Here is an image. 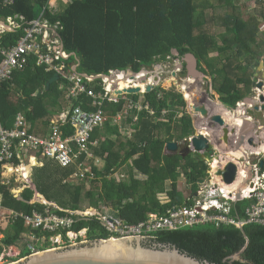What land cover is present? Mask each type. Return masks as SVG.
Segmentation results:
<instances>
[{"label":"trees","instance_id":"16d2710c","mask_svg":"<svg viewBox=\"0 0 264 264\" xmlns=\"http://www.w3.org/2000/svg\"><path fill=\"white\" fill-rule=\"evenodd\" d=\"M49 1L13 0L6 3L0 0V20L6 21L17 15L32 20L43 13L51 24L60 22L64 48L76 53L80 72L107 73L112 68L139 72L143 67L166 61L168 56L177 57L173 54L176 49L180 56L191 52L199 62L207 65L213 77V88L229 108H235L247 97L256 83L255 68L264 55V37L260 34L259 19L245 18L238 0H71L62 10H53ZM260 14L264 22V6ZM24 34V26L0 34V61L3 58L1 49L15 45ZM212 52L217 55L211 56ZM74 60V56L69 59ZM54 74V71L38 66L32 57L23 70L15 71L12 78L0 86V120L4 127H13L16 116L22 113L32 129L37 130L47 126L53 115L67 107V80L60 76L46 90V83ZM41 91L42 94L36 97ZM170 96L172 99L168 103L166 99ZM131 97L138 101L141 94H131ZM143 97V104L149 105L150 109L131 110L128 118L133 132L130 137L122 136L117 129L105 131L102 127L92 132L91 139H99L93 152L105 160L103 168L95 166L92 169L94 176L90 182L98 183L96 188L86 190L83 182L64 183V177L77 170V163L61 167L52 160H45L43 166L34 169L33 180L39 195L34 187H30L17 197L11 186L0 183L2 206L17 213L2 229L0 255L4 246L18 244L24 234L29 236L28 242L20 256L11 261L32 254L34 244L37 250L49 248L53 244L51 237L57 233H62L69 241L68 230L79 232L87 228V240L111 237L98 216L76 215L70 229L50 232L27 226L21 214L50 209L65 215L67 210H85V205L99 208L104 203L113 209L114 216L133 224L146 220L151 213L165 214L173 206L190 203L178 188L179 177L183 174L188 178L194 194L198 183L209 175L210 165L199 153L186 151L183 155L165 149L168 142L182 141L196 133L192 116L187 112L181 117L176 111L162 113V104L164 107L175 103L185 105L181 94L166 90L162 85L154 86ZM89 99L82 95L76 104L90 109ZM126 103V99L106 102L104 110L107 115H115ZM136 114L138 117L134 120ZM112 132L117 134L116 138L109 135ZM65 133L72 134L73 129L67 125ZM84 159L82 155L78 162ZM122 167H127L129 181L115 176ZM135 172L145 178L135 177ZM159 193H166L169 201L161 202ZM33 198L55 202L59 208L52 209L50 204L41 202L31 203ZM248 204L247 200L236 202L232 215L243 217ZM31 235L39 243L32 242ZM43 238L46 241L40 244ZM145 240L150 244L176 246L214 264H264V225L261 224H246L240 229L234 225L206 223L157 231ZM240 251V258H235Z\"/></svg>","mask_w":264,"mask_h":264},{"label":"built area","instance_id":"2783aa9c","mask_svg":"<svg viewBox=\"0 0 264 264\" xmlns=\"http://www.w3.org/2000/svg\"><path fill=\"white\" fill-rule=\"evenodd\" d=\"M5 2L12 3L13 0H5ZM42 15L43 13L39 18L32 20L17 15L9 17L5 22L0 21V34L23 26L25 30V34L15 45L1 49L3 58L0 61V86L10 80L15 71L23 70L32 57L36 59L38 66H44L46 71L58 73L69 82L65 94L67 107L50 118L46 129H43V126L37 130L32 129L30 121L22 113L16 116L11 128L4 127L0 120V183L11 186L13 182H17L18 186L12 187V192L17 197L19 191L31 187L34 167L43 166L45 160H52L61 167H69L77 163V170L64 177V183L76 178H92L94 173L87 161L94 157L93 147L98 144V140L91 139L92 132L97 127H104L107 121L113 125L127 122L131 110L150 109L149 105L143 104L141 98L135 101L131 97L133 93L124 91L127 88L137 87L131 80L132 77L130 78V69L112 68L107 73L98 74L80 72L78 70L80 62L76 53L68 52L64 48L59 31L60 22L51 24ZM17 18L20 21H17ZM72 56L75 60L69 61ZM121 81L127 82V87H123ZM144 84L143 93L147 83ZM82 95L90 98L87 102L90 109L84 108L81 103L76 104L80 102ZM121 99L127 100L124 109L115 115H107L104 110L106 102H119ZM150 112L154 113L153 110ZM137 117L136 114L134 120H137ZM67 125L73 129L72 134L65 133ZM191 137H188L189 141ZM82 155L85 159L78 162ZM254 155L258 157L256 160L251 159ZM223 159L227 160L226 163L229 160L237 163L238 181L233 184L225 183L223 177L216 174L218 168H214L215 159L212 158L208 162L209 175L198 183L194 196L188 197L189 204L173 206L167 209L165 214L151 213L146 220L138 223H127L116 216V218L103 216L102 219L100 216L102 214H95L94 208L83 211L67 210L68 213L65 215L49 209L46 212L34 211L32 214H21V216L27 226L50 232L70 229L76 221V215L98 216L103 226L111 233L109 239L150 236L157 231L178 230L206 223L234 225L240 229L251 223L264 225L262 154L245 149L239 157H222L221 160ZM32 160L36 161L35 165H31ZM29 166L31 170L26 171L25 168ZM237 192L240 193V197H237ZM241 200L249 202L244 215L233 216L231 213L233 206ZM30 202L35 203L36 200L32 199ZM43 202L49 205L46 200ZM0 216L5 218L17 216V213L2 206L1 197ZM84 229L87 234V228ZM57 234L63 236L62 233ZM3 236L0 230V238ZM67 236L72 242L83 237L81 231L73 230H68ZM62 242L63 238L56 236V239H53V243Z\"/></svg>","mask_w":264,"mask_h":264},{"label":"water","instance_id":"95a60500","mask_svg":"<svg viewBox=\"0 0 264 264\" xmlns=\"http://www.w3.org/2000/svg\"><path fill=\"white\" fill-rule=\"evenodd\" d=\"M173 53L178 54L179 52L174 50ZM185 55L188 74L196 75V72H198V59L191 52H188ZM258 70L263 71L264 75V62L260 63ZM201 74H199V76ZM256 75H258V72L255 73V80H257ZM59 79L60 75L55 73L47 81L46 90L50 88V85L53 82H56ZM143 79H146V76H144ZM154 79L157 81L159 77L155 76ZM199 81L201 82L202 79L197 80L198 84ZM262 86L263 82H258V87ZM153 87V84H149L145 91L148 92L152 90ZM203 87L198 85L195 88V92H197L196 100L199 103L204 101V92L208 97L210 95L208 85H205V89L202 90ZM124 91L134 94L141 92L142 88L131 87ZM119 92L121 93V91ZM41 94L42 91L39 92L36 97ZM260 98L264 101V95H261ZM194 109L203 120L204 127L206 126V131H197L191 137L190 141L188 138H185L183 142L186 144V149L184 148L179 151L180 144L175 140L168 142L166 144V149L173 153L180 152L181 154L186 155V150L190 148L191 145L197 152H206L209 156L218 154V148L212 142L208 132L220 127L223 130L225 134L224 138L226 139L230 132H237L238 128L231 129L230 123H227L224 114L221 112H212L208 106L199 105V107H194ZM249 141L251 145L256 146L253 137H251ZM261 166L264 167V160L261 162ZM216 174L222 176L225 183L233 184L237 180L238 165L234 160H229L224 164L220 162ZM34 191L36 194L40 193L35 183ZM237 197H240L239 192H237ZM145 237L147 236L84 240L79 244L37 250L29 256L23 257L10 264H214L208 260H201L198 257L182 251L178 247L170 244L157 242L151 244L147 243L145 242ZM238 258H240V255Z\"/></svg>","mask_w":264,"mask_h":264},{"label":"rangeland","instance_id":"374dc122","mask_svg":"<svg viewBox=\"0 0 264 264\" xmlns=\"http://www.w3.org/2000/svg\"><path fill=\"white\" fill-rule=\"evenodd\" d=\"M70 1V0H69ZM65 2H68V0H65ZM238 2H240V4H242V6H243V10H244V17L245 18H248L249 16H253V17H255V18H258L259 19V28H260V34L264 37V22H263V20H262V17H261V8H262V6H264V3H260V0H238ZM61 3V2H60ZM59 3V4H60ZM60 6H62V3L60 4ZM63 8V7H62ZM222 29H220V31H221ZM211 56H216L217 55V53H215V52H212L211 54H210ZM170 56H168L167 57V60L166 61H163V62H159V63H155L154 65H152V66H150V67H144L142 70H145L146 71V75H148L150 78H152L153 77V83H156V85H162V87H164L166 90H171V91H175V92H177V93H179V94H181L182 95V98L184 99V101H185V105L184 106H179V105H177L176 103L174 104V105H171V106H169V107H164L163 106V104L161 105V109H162V113L163 114H166V113H169V114H171V113H173V112H177L176 113V115L178 116V117H181L183 114H184V112H187V113H189L191 116H192V120H193V125H194V127H195V124H197L196 123V121H197V119H195V114H197L196 112H195V109H194V104L192 105L189 101H188V98L186 97L187 95H186V93H185V84H184V81L187 79V78H189V79H191L192 81H191V84H193V78H195L194 79V82H196V78H198V77H201V76H199V74H201V73H205L206 75H204V77H206V79H208V81H209V85H210V87H212L213 88V85H212V81H213V77L210 75V72H209V70L207 69V65L202 61V62H199L198 61V69H199V71L198 72H196V75L194 74V75H187V72H186V70H184V68L183 67H180L179 66V64L181 63L179 60H176L175 58H169ZM262 60L264 61V55L262 56ZM256 69V72H258V75H256V77H257V80H255V74H254V80H255V85L253 86V88H252V91H251V93L248 95V97H251V101H250V103H249V105H250V110L248 111L247 109H246V112H247V114H251V115H253V117H255V118H259V121L261 120V122H264V116L263 115H261V112H256L255 110H256V108H255V110H254V101L252 102V100H253V98H252V96L254 95V91H256V95H257V98H258V101H260V98H259V94L260 93H263L264 92V87H260L259 89L257 88L258 87V82H263V85H264V75H263V71H259L258 70V67H256L255 68ZM180 70H184L183 72H179ZM255 72V73H256ZM181 73V74H180ZM202 75V74H201ZM155 76H158L159 77V79L157 80V81H155ZM188 76V77H187ZM208 77V78H207ZM184 78H185V80H184ZM205 79V80H206ZM184 80V81H183ZM144 83H146L147 82V79H144V80H142ZM197 83V82H196ZM204 85V87H203V89H205V85H208V84H206V83H203L202 81H201V83L200 84H197V85ZM186 87H187V84H186ZM212 88H211V90H212ZM214 89V88H213ZM257 89V90H256ZM215 90V89H214ZM259 93V94H258ZM255 95V96H256ZM142 98V100H143V96L141 97ZM171 99H172V97L170 96V97H168L166 100H167V102L168 103H170V101H171ZM214 100L216 101V102H221L223 105H224V103L222 102V100H221V95L218 93V94H216V96H215V98H214ZM173 101H177V99H174ZM197 101V100H196ZM259 104H261V103H259ZM179 106V107H178ZM197 106V105H196ZM226 106V105H225ZM228 107V106H227ZM229 108V107H228ZM252 108V109H251ZM230 110H231V112H235L234 110H233V108H229ZM164 111H166L165 113H164ZM129 120V119H128ZM200 123H201V125H203L204 126V122H203V120L202 119H200ZM120 124V123H119ZM125 124V126H123L124 128H122L123 130V132H122V136H128V137H130L131 136V133L133 132L131 129H130V122H125L124 123ZM233 126V125H232ZM44 128L43 129H46L47 128V126H43ZM197 127V126H196ZM195 127V131L197 132L198 130H197V128ZM235 128V127H234ZM256 131H254V132H257V130H258V128L256 127V129H255ZM263 131H264V129H263ZM115 134V133H114ZM109 135L112 137V138H116L114 135H113V132L112 133H109ZM179 142V144H180V148H179V151H181V150H183L184 148L186 149V144L183 142V140L182 141H178ZM217 147V146H216ZM250 148H252L251 146H249ZM246 148V149H248L249 151H250V148ZM252 150V149H251ZM165 151L166 152H170V151H168L167 149H165ZM243 152V151H242ZM231 153H227V154H225V153H223L222 151H221V148L220 147H218V154L216 155H212V156H210V157H206V159H207V161L208 162H210L211 161V159L212 158H214L215 160H217V159H219V157H217V156H222L223 158L224 157H226V158H229V157H234V155H231V156H229ZM228 156V157H227ZM240 156V155H239ZM238 157V156H237ZM242 157V156H241ZM258 157L256 156V155H254V156H251V159H253V160H256ZM87 163H88V166H91V167H94V165L95 166H97V167H99V168H103L104 166H105V160L104 159H100V161L99 160H96L95 159V156H94V158H90V159H88V161H87ZM36 167H34V169H35ZM33 172H34V170H33ZM135 177H138V178H145L143 175H141L140 173H138V172H135ZM115 176L118 178V179H126L127 181H129L130 179V175H129V173H128V171H127V167H122V168H120V170H118L117 172H116V174H115ZM90 180H91V178H88V177H85V178H76V179H73V180H71L70 182H75V183H84V185H85V189L86 190H89V189H92V188H96L99 184L98 183H91L90 182ZM15 185L16 186H18V184H17V182H15ZM37 185V184H36ZM16 186H14V187H16ZM167 187L168 188H170L171 187V184H170V181H168L167 182ZM178 188L186 195V197H193L194 196V194H192V190H191V183L189 182V180H188V178L185 176V175H181L180 177H179V179H178ZM192 194V195H191ZM158 197H159V199L161 200V202H164V203H166V202H168L169 201V197H168V195L166 194V193H159L158 194ZM34 199V198H33ZM193 201V200H192ZM36 202H41V203H44L43 202V200L42 199H39V200H36ZM87 202V201H86ZM85 202V203H86ZM49 204H51V205H49L50 207H52V209H55V208H59L58 206H57V204L55 203V202H48ZM84 203V204H85ZM85 210L87 209V205H85ZM97 210V211H96ZM95 210V214H97V213H101L102 215H100L101 216V218L103 219V216H108V217H115L114 216V214H112V212L113 213H115L114 211H113V209L110 207V206H108V205H106V204H104V203H101L100 204V207L99 208H97ZM52 211H54V210H52ZM80 211H83L82 209H80ZM1 217V216H0ZM116 218V217H115ZM5 225H4V223H3V221H1L0 220V229L2 230L3 229V227H4ZM81 234L83 235V237H81L82 238V242L84 241V240H87V234H86V230L85 229H82L81 230ZM55 236V237H54ZM56 236L58 237V238H63V242L61 243V244H56V243H53L54 244V246H53V244L51 243L49 246V248H53V247H64V246H66V244L67 243H70V244H79L81 241H79V240H74L73 242L71 241V240H67V239H65L62 235H60V234H55V235H53L52 237H51V241L53 242V239H56ZM86 238V239H85ZM28 239H29V236H27L26 234H24L23 235V237H22V239L18 242V244H16V245H11V246H4L3 247V249H2V252H1V255H0V264H10V263H12V262H16V261H11L12 259H16V258H18L19 256H20V253H21V251H22V249L24 248V246L26 245L25 243H27L28 242ZM31 239H34L32 242H34V243H39V242H37V241H35L36 240V238H35V236L34 235H31ZM44 240L46 241V238H43V240L40 242V244H43V242H44ZM81 242V243H82ZM49 248H47V249H49ZM32 250L34 251V252H36L37 251V246L34 244L33 245V248H32ZM241 252L242 251H240L239 253H237L236 255H235V257L236 258H238V256L241 254ZM21 259V258H20ZM19 260V259H18Z\"/></svg>","mask_w":264,"mask_h":264},{"label":"crops","instance_id":"0c3cea01","mask_svg":"<svg viewBox=\"0 0 264 264\" xmlns=\"http://www.w3.org/2000/svg\"><path fill=\"white\" fill-rule=\"evenodd\" d=\"M62 3V6H60V4ZM60 3V4H59ZM67 2H65V0H50L49 1V5H50V7L53 9V10H62L63 8L62 7H64V5L66 4ZM0 21H3V20H0ZM213 89V88H212ZM214 90V89H213ZM190 91V90H189ZM189 91L187 90L186 91V93H189ZM215 91V90H214ZM193 93H196L195 92V89H193V91H192ZM216 92V91H215ZM217 93V92H216ZM218 94V93H217ZM194 98H196V96L194 95ZM204 103H205V105L206 106H208L209 108H214V107H216L217 108V111L216 112H221V113H223L224 114V116H225V118H226V120H227V123H230V121H232V117H233V115L231 114V111L230 110H228V109H226L225 107H223V104L220 102H212L211 100L210 101H208V100H204L203 101ZM248 115V114H247ZM195 116V119H197V121H196V128H197V130L198 131H206L205 130V128H206V126L204 127L203 125H201V121H200V116H199V114L197 113V114H195L194 115ZM246 115H242V117H241V121H237L236 123H234V124H232L231 125V123H230V126H231V129H233L234 127L237 129L238 128V130H237V132H230L229 134H228V137L225 139L224 138V132H223V130L222 129H220L219 127V132H217V128H215L214 130H212V131H210V132H208L209 133V135H210V138L212 139V142L215 144V146H217V148L218 147H220L221 148V151L223 152V153H225V154H227L228 152H231V153H233V152H236V151H245V149L246 148H248L249 146H251L252 147V149H256L259 145H262L263 144V146L261 147L262 149H263V147H264V138L262 137V136H257V135H255L256 134V132H254V131H256L255 129H256V123H257V121H259V118L257 119V118H255V117H252V116H247V118H244ZM128 119H130V118H128ZM261 121V120H260ZM128 122H130L129 120H127V123ZM245 122H247L246 124H245ZM125 122H122V123H120V124H116V125H113L111 122H109V121H107V123L105 124V126L104 127H102V129L103 130H105V131H107L108 129H111L112 131L115 129H117L118 130V132H119V134H121L122 135V128H124L123 126H125V124H124ZM229 126V127H230ZM263 127H264V124H263ZM130 129L132 130V128H131V124H130ZM232 131V130H231ZM216 134H215V133ZM113 135L115 136V137H117V134H114L113 133ZM251 137H253L254 138V143H256V146H253V145H251V143H250V141H249V139L251 138ZM103 138V137H102ZM256 138V139H255ZM98 141H99V139H97ZM250 148V147H249ZM259 148V147H258ZM256 152V151H255ZM257 153V152H256ZM200 156H202V157H205L206 155H207V153L206 152H200ZM234 155V157H239V155H241V153H234L233 154ZM94 156H95V159L96 160H99L100 161V159H101V157H99V156H96L95 155V153H94ZM94 158V157H93ZM226 158V157H225ZM230 158V157H229ZM262 158L264 159V149H263V151H262ZM103 159V158H102ZM222 159V157L220 158V160L219 161H222L223 162V160H221ZM218 161V162H219ZM218 162L216 161L215 162V164H214V168L216 169V167H219L217 164H218ZM36 164V161L35 160H32V164L31 165H35ZM30 167V166H29ZM91 167V166H90ZM94 167H95V165H94ZM31 168V167H30ZM92 169H93V167H91ZM99 168V167H98ZM120 170V169H119ZM116 174V173H115ZM118 179V178H117ZM32 180H33V177H32ZM32 183L34 184L35 182H34V180L32 181ZM31 183V184H32ZM18 184V183H17ZM36 184V183H35ZM14 186H16L15 185V182H13L12 184H11V187H14ZM34 187V186H33ZM38 188V187H37ZM21 192H23V191H19V193L21 194ZM196 193V192H195ZM20 194H19V196H20ZM1 197V199H2V196H0ZM45 198V197H44ZM44 201H45V199H44ZM47 201V200H46ZM51 205V204H50ZM88 208H94V209H97V208H95V207H87V209ZM9 218V217H8ZM7 217L5 218V217H0V220L1 221H3V223H4V227H3V229L8 225V222H9V219H8ZM1 230V229H0ZM2 231V230H1Z\"/></svg>","mask_w":264,"mask_h":264},{"label":"bare ground","instance_id":"6f19581e","mask_svg":"<svg viewBox=\"0 0 264 264\" xmlns=\"http://www.w3.org/2000/svg\"><path fill=\"white\" fill-rule=\"evenodd\" d=\"M141 73H139L138 75H136V77H137V79H134L133 80V78H131V80L135 83V85H137V87H143L145 84H144V82L142 81V78L146 75V71L145 70H141L140 71ZM200 72V71H199ZM204 75H206L205 73H202V75H200L201 77H198V78H196V82H197V80L198 79H202V82L203 83H206V84H208L209 85V81L204 77ZM197 76V75H196ZM134 77V76H133ZM208 78V77H207ZM194 79L195 78H193V84H191V79H189V78H187L185 81H184V84H185V93H186V91L188 90H190L189 91V93H186V97L188 98V101L193 105L194 104V107H199V105H205V103L204 102H202V103H199L198 101H196V98H194V95L195 96H197V92L196 93H193L192 91H193V89H194V86L195 85H197L198 83H196V82H194ZM206 79V80H205ZM151 81H152V78L150 79ZM208 82V83H207ZM121 83V85L123 86V87H127L126 85H128L127 84V82H125V81H121L120 82ZM201 82L199 81V84H200ZM186 84H187V87H186ZM188 85H192V88L191 87H189ZM202 87H203V84L201 85ZM203 89V88H202ZM209 89H210V91H211V87H210V85H209ZM264 93V92H263ZM216 96V95H215ZM214 96V97H215ZM209 97H211V96H209ZM209 98H206V99H204V100H208ZM208 101H210V100H208ZM197 105V106H196ZM212 109H214V110H212V112H216L217 111V108L216 107H214V108H212ZM231 114L233 115V117H232V121H230V123H231V125L232 124H234V123H236L237 121H241V117H242V115H246V113L245 112H243V110H242V108L239 110V111H237V113H233V112H231ZM247 116L248 115H246L244 118H247ZM247 122H245V124H246ZM220 128V127H219ZM219 128H217V132H219L220 130H219ZM221 129V128H220ZM215 133V132H214ZM216 134V133H215ZM264 142V141H263ZM263 146V144L262 145H259L256 149H252V148H250V149H252L253 151H256L257 153H259V154H262V151H263V149H264V147H263V149L261 148ZM187 152H192L193 154H197V153H199L200 154V152H197V151H195V149L193 148V147H190V148H188L187 150H186ZM229 153H231V152H229ZM234 153H241V155L243 154V152L242 151H236V152H233V153H231L229 156H231V155H233ZM201 155V154H200ZM208 155H206L204 158H206ZM210 157V156H209ZM217 157H219V159H217V160H214L215 162L216 161H219L220 160V158L222 157V156H217ZM228 157V156H227ZM207 160V159H206ZM225 161H227L226 159H224L223 160V164L224 163H226ZM219 163V162H218ZM32 164V163H31ZM218 165V164H217ZM218 167H216V169H217ZM26 169V171H30L31 170V168L30 167H26L25 168ZM238 181V180H237ZM236 184V183H235ZM34 186V184L32 183L31 184V187H33ZM39 195V194H38Z\"/></svg>","mask_w":264,"mask_h":264},{"label":"flooded vegetation","instance_id":"af4514ba","mask_svg":"<svg viewBox=\"0 0 264 264\" xmlns=\"http://www.w3.org/2000/svg\"><path fill=\"white\" fill-rule=\"evenodd\" d=\"M185 56L186 55H183V56H180L179 54L177 55V57L175 58L176 60H179L181 63L179 64L180 65V67H183L184 68V70H186V72H187V75H189L188 74V69H187V61H186V58H185ZM261 62H264L262 59H261V61H260V63ZM260 65V64H259ZM259 67V66H258ZM184 70H180L179 72H183ZM197 71H199V69H197ZM181 74V73H180ZM188 77V76H187ZM206 78V77H205ZM185 79V78H184ZM208 80V79H207ZM184 81V80H183ZM189 87H191L192 88V85H188ZM198 85H195L194 86V89L197 87ZM264 87V86H263ZM208 88H209V85H208ZM257 88H259V87H257ZM203 90V89H202ZM257 90V89H256ZM209 92H210V95L209 96H211V97H208V95L204 92V99H206L207 97L209 98L208 100H211L212 102H215V100H214V96L217 94L213 89L210 91V89L208 90ZM254 93V95L252 96V98H253V100H252V102L254 101L255 103H254V110H255V108H256V112H261V115H263L264 116V108H262L261 106H260V104H259V101H258V98H257V95H256V91H254L253 92ZM256 95V96H255ZM249 98V97H248ZM206 106V105H205ZM261 107V108H260ZM252 109V108H251ZM210 110L212 111V110H214V109H212V108H210ZM250 109H248V111H249ZM251 115V114H250ZM201 118V117H200ZM257 119H258V117H257ZM263 124H264V122H261V121H257V123H256V127L258 128V130H257V132H256V134L255 135H259V136H262L263 138H264V131H263ZM256 139V138H255Z\"/></svg>","mask_w":264,"mask_h":264},{"label":"clouds","instance_id":"9594fccd","mask_svg":"<svg viewBox=\"0 0 264 264\" xmlns=\"http://www.w3.org/2000/svg\"><path fill=\"white\" fill-rule=\"evenodd\" d=\"M71 1V0H70ZM68 2H69V0H68ZM8 19V18H7ZM4 22H5V20H3ZM7 21V20H6ZM176 50V49H175ZM178 51V50H177ZM174 54V53H173ZM179 55H180V53H178ZM178 54H174V55H178ZM171 58H176V57H173V56H170ZM169 57V58H170ZM180 66V65H179ZM144 68V67H143ZM130 69V68H129ZM126 70V69H125ZM131 72H132V74H131ZM135 73V74H134ZM139 73H141L140 71L139 72H134L132 69H130V77H132V78H134V79H137V77H136V74L138 75ZM134 76V77H133ZM146 76V79H147V85H149V84H153L154 86H156V83H152L151 82V80H150V77L148 76V75H145ZM142 80H144L143 78H142ZM152 81H153V79H152ZM147 85L145 86V89H146V87H147ZM264 86V85H263ZM262 86V87H263ZM144 87V86H143ZM143 87H141L142 89H143ZM154 88V87H153ZM212 88V87H211ZM260 88V87H259ZM258 88V89H259ZM145 92H147V91H144V93ZM143 91H141V92H139V93H134V94H141V97L143 96ZM259 94V93H258ZM261 95H264V93H260L259 94V98L261 97ZM142 99V98H141ZM250 101H251V97H249L248 98V96L247 97H245L244 99H242L241 101H239L238 103H237V106L235 107V108H233V110L235 111L234 113H237V111H239L241 108H242V110H243V112H245L246 113V115H247V112H246V109L248 110V109H250V105H249V103H250ZM216 102V101H215ZM259 103H261L260 104V106L262 107V108H264V101H262L261 100V98H260V101H259ZM254 105V104H253ZM223 107H225L226 109H228V110H230L227 106H225V104L223 105ZM260 107V108H261ZM231 111V110H230ZM249 116H252V115H250V114H248ZM253 117V116H252ZM264 129V128H263ZM193 136V135H192ZM207 155H208V153H207ZM217 155V154H216ZM208 157H209V155H208ZM236 258V257H235Z\"/></svg>","mask_w":264,"mask_h":264}]
</instances>
